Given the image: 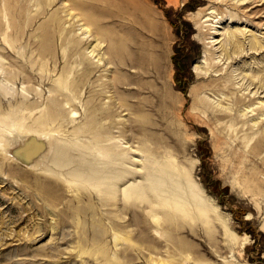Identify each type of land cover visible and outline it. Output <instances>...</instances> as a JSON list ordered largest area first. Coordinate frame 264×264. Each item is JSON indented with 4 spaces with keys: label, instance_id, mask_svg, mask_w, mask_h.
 <instances>
[{
    "label": "rangeland",
    "instance_id": "1",
    "mask_svg": "<svg viewBox=\"0 0 264 264\" xmlns=\"http://www.w3.org/2000/svg\"><path fill=\"white\" fill-rule=\"evenodd\" d=\"M245 15L223 0H0V264H264V148L255 150L264 97L247 89L264 75V52L221 61L214 42L239 30L264 36L259 19ZM52 98L61 114L42 129ZM48 140L52 155L31 166ZM150 148L192 166L234 240L220 223L216 246L184 229L186 258L165 243L156 253L115 240L149 228L143 205L124 207L118 194L145 182ZM65 156L77 163L61 166ZM95 164L109 171V203L72 177ZM49 181L60 200L44 194ZM80 207L88 215L73 220ZM96 219L106 254L79 240L81 224L93 239Z\"/></svg>",
    "mask_w": 264,
    "mask_h": 264
},
{
    "label": "bare ground",
    "instance_id": "2",
    "mask_svg": "<svg viewBox=\"0 0 264 264\" xmlns=\"http://www.w3.org/2000/svg\"><path fill=\"white\" fill-rule=\"evenodd\" d=\"M223 2L224 4L234 8L238 14L245 15L246 13H248L250 14V16L254 14L255 16H253V18L255 20L257 18L259 19L258 26H260L261 28L264 27L263 17H256L261 11V8L258 7L264 6V0H223ZM255 3L259 4L255 5ZM250 7L252 8L250 9ZM219 40L220 39H217L214 42H216V44L222 43V45L219 47L221 51H219V49H216L217 52H220L219 58L221 61L225 59L226 61L234 62L235 59H238L240 57H246L250 51H253V53L255 54L258 52H264V36L260 37L256 34H253L251 37H248L246 31L239 30L231 32L230 34L226 35L225 39L220 41ZM204 68L205 67L198 66L196 69L199 74H203L202 70H204ZM263 76L264 75L258 77L257 75L256 77L253 76V78L258 79V82H255L256 80L253 79L254 83H250L249 87H247V89H249L251 86L255 85V96L259 95V98L264 97ZM66 84H68V81L65 80V85ZM59 90L61 91V89ZM59 90L56 89V91ZM194 98L195 105H204L203 107H207L206 102L203 99H200L198 97L196 98L195 95ZM241 100L242 99L240 98H236V104H239ZM50 102L51 103L47 107V112L42 115V118L39 122V127H41L42 129L44 127L43 121L45 119H53L61 114V111H59L58 101L55 98H52L50 99ZM262 104H264V99L262 101ZM217 105V108H220L221 102ZM217 111L228 115L232 119L238 120L237 117L234 116L232 113H228V109H225L224 107H222L220 110L218 109ZM250 112L254 111L251 110ZM258 125L259 124L256 123L254 127H257ZM52 146V141H46V151H43L44 153L42 155L39 154V157L36 156L37 159L34 161V163L32 161L31 166H34V164L37 163L40 159H47L48 156L52 155ZM256 147L258 149H256ZM39 148L40 144L36 148L37 152L40 151ZM263 148L264 135H261V137L255 144V150H257L256 153L260 154V151ZM149 151L151 155L149 154L148 167L150 166V168H148V170L146 171L145 182L140 184H132L131 186H128L123 189L122 192L119 190L118 196L121 195V197H118V199L119 201L125 202L124 207H127L129 205L135 207L137 205H143V207L145 208V212H147L146 214L143 213L144 216H147L145 217V224L149 225V228H151L150 225L155 227L158 231V234L155 237L154 235H150V233L147 232L149 228H147L144 233L140 232L136 237H129V233L127 234L126 232L124 233L127 234V236L124 235L125 237L116 234L115 240L118 241V243L120 240L125 242L133 240L136 244H139L140 246L147 245L150 251L156 253L159 250L160 245L163 246L165 243L167 245H170V247L172 246L171 248L173 250V256L183 258H186L188 256L187 253L189 252L190 247V245L185 243L183 239L178 237L181 231L184 229H188V231H190L192 234L203 232L208 242V245L210 244L212 246H216L218 244L217 233L220 228V223V225L225 228L226 235L232 240H234L235 236L230 234L227 222L221 218L220 214L215 210L212 204L208 201V199L199 189L198 185L196 184V181L193 180L192 166L186 165L185 162L177 161L174 158L173 151L171 150L166 152V155L163 157V159H159L158 154L151 148ZM71 161L76 162L73 161V159H70L69 156H65L63 159L61 157V163H59L61 164V166H66L67 164L69 165ZM81 162H83V158L81 159ZM100 166V164H95V166L93 165L89 168H84V166H80L73 170L71 174L73 179L76 181V187L78 188V190L82 191L83 189L88 188L86 186H93L94 189H97L103 202L108 201L109 203V201L113 199V192L111 189L108 190L109 186L106 187V184H104L106 178L105 176L107 173H109V171L106 172L102 169V167L99 168ZM93 167H95L96 169H93ZM111 172L113 173V171ZM127 172L124 171L121 174L119 173L118 180L126 177ZM51 174L55 175L56 173ZM49 182V186H47L46 183H43L44 194L48 197L51 196L52 198H54V200H60V196L58 194L52 193L54 185L51 181ZM53 195H55L56 198ZM82 195L83 193H81V196H79V198H82ZM92 208H94V206H92ZM71 215L73 216H71L72 219L75 220V218H80L82 215L86 216L88 214L83 207H80L73 211ZM141 218L142 215L135 213V221L137 220V224L141 222ZM150 219L152 221H150ZM81 225L82 228H80V233L82 234L79 236V240L82 244V247L86 248L90 245L92 249L99 248L98 251H95V255H99L100 253L106 254L107 251L105 250L107 245L103 243L104 241H102L106 230L102 221L96 219V221L93 222L92 230L94 232V237L91 241L88 240L86 224L85 226H83V224ZM114 226H118V228H120L119 224H114ZM231 244L232 243H230V245Z\"/></svg>",
    "mask_w": 264,
    "mask_h": 264
}]
</instances>
